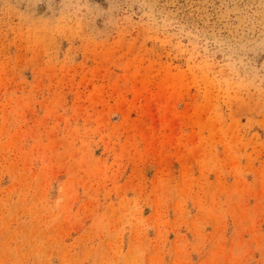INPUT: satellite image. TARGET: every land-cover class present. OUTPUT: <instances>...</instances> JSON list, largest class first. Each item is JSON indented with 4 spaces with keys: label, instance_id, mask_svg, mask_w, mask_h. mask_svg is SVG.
<instances>
[{
    "label": "rangeland",
    "instance_id": "374dc122",
    "mask_svg": "<svg viewBox=\"0 0 264 264\" xmlns=\"http://www.w3.org/2000/svg\"><path fill=\"white\" fill-rule=\"evenodd\" d=\"M0 264H264V0H0Z\"/></svg>",
    "mask_w": 264,
    "mask_h": 264
}]
</instances>
